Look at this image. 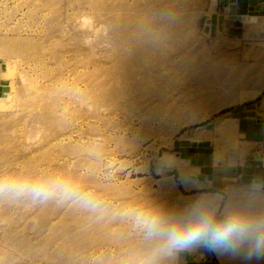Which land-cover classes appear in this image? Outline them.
<instances>
[{
    "label": "rangeland",
    "instance_id": "obj_1",
    "mask_svg": "<svg viewBox=\"0 0 264 264\" xmlns=\"http://www.w3.org/2000/svg\"><path fill=\"white\" fill-rule=\"evenodd\" d=\"M257 153L264 0H0V171L59 173L101 203L0 201V264H146L125 214L246 180Z\"/></svg>",
    "mask_w": 264,
    "mask_h": 264
},
{
    "label": "clouds",
    "instance_id": "obj_2",
    "mask_svg": "<svg viewBox=\"0 0 264 264\" xmlns=\"http://www.w3.org/2000/svg\"><path fill=\"white\" fill-rule=\"evenodd\" d=\"M254 159L264 166V154ZM240 162L221 157L214 167L228 170ZM197 193L182 205H160L125 214L147 245L146 264H179L185 254L200 251L218 256L264 260V171L246 180L228 179L222 187L197 184ZM72 204L90 212L100 201L70 178L53 172L0 171V201Z\"/></svg>",
    "mask_w": 264,
    "mask_h": 264
},
{
    "label": "bare ground",
    "instance_id": "obj_3",
    "mask_svg": "<svg viewBox=\"0 0 264 264\" xmlns=\"http://www.w3.org/2000/svg\"><path fill=\"white\" fill-rule=\"evenodd\" d=\"M166 64L170 65V64H172V63H166ZM199 256H200V255H199ZM201 258H202L203 260H205V256H204V255H202Z\"/></svg>",
    "mask_w": 264,
    "mask_h": 264
}]
</instances>
